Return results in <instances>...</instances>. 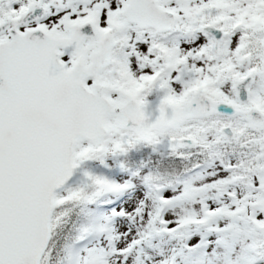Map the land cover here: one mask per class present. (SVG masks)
I'll use <instances>...</instances> for the list:
<instances>
[{"label":"snow or ice","instance_id":"6c2138e0","mask_svg":"<svg viewBox=\"0 0 264 264\" xmlns=\"http://www.w3.org/2000/svg\"><path fill=\"white\" fill-rule=\"evenodd\" d=\"M0 264H264V0H0Z\"/></svg>","mask_w":264,"mask_h":264}]
</instances>
